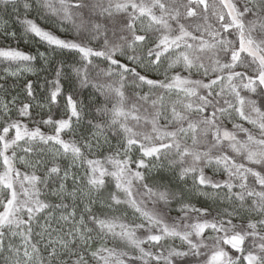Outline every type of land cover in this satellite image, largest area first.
<instances>
[{
	"label": "snow or ice",
	"instance_id": "obj_1",
	"mask_svg": "<svg viewBox=\"0 0 264 264\" xmlns=\"http://www.w3.org/2000/svg\"><path fill=\"white\" fill-rule=\"evenodd\" d=\"M0 264H264V0H0Z\"/></svg>",
	"mask_w": 264,
	"mask_h": 264
},
{
	"label": "trees",
	"instance_id": "obj_2",
	"mask_svg": "<svg viewBox=\"0 0 264 264\" xmlns=\"http://www.w3.org/2000/svg\"><path fill=\"white\" fill-rule=\"evenodd\" d=\"M22 47H24V46L22 45Z\"/></svg>",
	"mask_w": 264,
	"mask_h": 264
}]
</instances>
